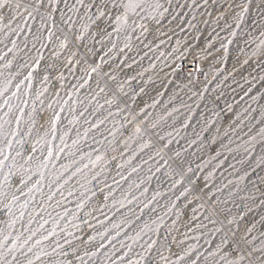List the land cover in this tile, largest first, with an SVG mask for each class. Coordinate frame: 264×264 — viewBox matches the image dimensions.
<instances>
[{
    "label": "snow or ice",
    "instance_id": "obj_1",
    "mask_svg": "<svg viewBox=\"0 0 264 264\" xmlns=\"http://www.w3.org/2000/svg\"><path fill=\"white\" fill-rule=\"evenodd\" d=\"M209 5L214 6L207 12L211 19H203V12L189 16L184 11L190 8L195 12L196 9H207ZM254 11L260 16L261 21H264V0H190V2L189 0L184 2L181 0H0V46L7 49L0 55V61L3 62L0 63V69L12 70L7 75L4 71H0V78L5 85H8L12 83L9 76L13 79L22 77L15 87L21 89V85L27 84L28 88L33 89L35 99L42 106L34 116L25 113V109L20 104L12 103L13 97L18 95L16 92H13L12 96H7L6 93L9 91L7 86L0 90V96H4L0 109H6L0 116V264H89L96 253L104 247L102 242L96 245V237L86 231L93 225L83 216L76 217L67 208L62 209L63 215L56 213L53 217L55 209L49 203L54 200L57 193L61 196V200L55 201V207H62V203L67 201L62 191L63 184L58 183V180L77 162L81 135L75 126L88 124L90 117H96L98 123H91L83 133L84 136H88L93 129H99L108 116L113 115L109 111L104 119L99 118L98 113L104 104L109 108L116 106L117 112H123L124 109L131 108L129 100H135L141 93H146V85L155 86L156 81L151 76L145 78L146 73L155 68L154 63H150L143 70L136 69L143 67L140 61L148 55V52L160 48L164 42L161 37L171 39V36H178L179 33L187 35L189 29L199 33V25H207L205 31L211 29L209 36H188L183 50L176 48L174 51L181 52L180 59L191 56L193 62L199 61L201 56L206 62L217 58L223 59L228 49L227 43L224 42L225 38L220 33L225 28H231L227 20L231 18L235 27L240 28ZM221 20L224 21L222 26ZM29 21L32 23H28ZM213 23L219 27V32L212 27ZM252 23L255 24L256 21L253 20ZM169 32L171 36H168ZM229 34L235 36L236 32L233 29ZM20 36L25 38L22 40L15 38ZM195 40L203 42L196 45L193 43ZM217 40L220 41L219 48L216 47ZM197 47L199 51H196ZM9 53L12 54V59H8ZM167 55L170 56L172 53ZM160 56H165V53L161 52ZM165 67L179 75L174 65L165 64ZM96 77L99 79H95ZM190 77L189 71L188 82L191 84L193 82ZM93 79H95L94 87L90 83ZM86 87L87 96L84 99H76L74 93H80ZM137 88H139L138 92ZM61 89L65 90L63 94ZM28 94L25 89H21V97ZM65 96L69 99H65ZM101 96L104 98V104L98 99ZM70 100L72 103L69 102ZM218 100L219 97L213 99L212 103L217 104ZM93 101L95 108L90 111L88 105ZM22 103L27 104L28 100L22 98ZM66 105L67 125H65L66 117L62 116ZM121 105L123 108L120 107ZM227 107L229 111H233L231 104ZM48 109L52 110L51 114L48 113ZM143 111L141 107L133 116V120ZM174 111L178 110L174 109ZM17 112L29 116L27 130L19 133L16 128L9 127L13 121L17 125L22 123L21 116ZM168 115L170 116L171 113ZM151 127L155 128L156 125L153 124ZM73 131L77 137L74 140L69 136ZM134 131L143 135L147 129L137 126ZM262 132L264 129L256 135L260 136ZM17 135L20 139H12ZM109 135L113 133L109 132ZM48 137L59 140L60 144L54 145ZM160 139L162 140L163 137ZM69 140H72L71 144L68 143ZM261 141L255 161L248 159L256 150L255 145L245 147L241 158L232 157L235 163L246 165L241 169L243 175L237 176L239 183L227 180L219 186L213 185L214 192L209 187L208 177L198 178L192 164L183 160L180 152L174 153V168L168 164V161L164 162L171 169V175L179 177L167 190L171 191L180 185L183 191H180L175 199L180 200L183 197L187 202L186 208L191 207L193 203L195 207L189 215L187 211L180 213L178 206L173 204L178 217L181 215L184 217L181 225L185 230L181 232L184 238L173 237L172 242L169 243L165 237L161 247H167L171 251L172 243L185 245V241L190 238L187 233L192 232L194 228L201 230V236L209 232L212 235L222 233L219 242L213 241L212 247L206 251H201L199 245H189L187 248L181 247L180 252H172L178 261L184 264H264V215L259 216V219L255 216L249 219V214L253 213L254 208L264 206V174H262L264 173V136H261ZM93 142L96 143L94 139ZM221 144L223 148L231 151L228 145H224L222 141ZM73 147H76L75 152L66 151ZM144 147H149V144L145 142ZM212 150L215 153L213 159L223 155V151H216L215 147ZM93 152L97 155L95 161L90 160L91 166L94 168L100 163L101 169L92 176V181L97 185L102 184L103 187H97L95 191L88 188L81 192L76 204L77 212L89 205L93 198L106 201L116 191L105 180L99 179L105 171L102 163L104 157L99 154L98 148H93L86 155L91 157ZM60 154L70 155L71 164L61 165L64 171L47 185L46 192L44 191L45 170L48 169L49 164L54 163L53 157L58 159ZM200 160L203 162V158ZM222 163L224 161L218 163L217 168ZM83 167L88 168L89 165L85 164ZM116 167L123 168V165L117 164ZM138 167H133L132 172H137ZM228 167L234 172L237 171L234 164H228ZM196 169L201 173L204 171L200 169L199 163L196 164ZM81 171L82 169L77 168L68 180ZM156 171H159V168ZM149 172L150 174L142 179L138 177L139 182L134 183L132 187L139 190L145 180L150 182L155 173L151 170ZM121 179L126 181L128 177L121 176ZM68 180H65L64 184H67ZM112 183L119 186L120 182L113 180ZM185 184L188 186L184 187ZM105 189H108L107 194ZM147 191L148 189L145 188L144 192ZM74 194L75 190L69 192L68 196ZM164 194L157 191L152 199L155 200ZM37 195L43 199H36ZM189 196L192 199H189ZM21 197L24 199L21 200ZM124 198L127 199V195ZM133 200H138L135 194L128 203L131 204ZM30 206L32 211L27 212ZM100 206L102 205L98 204V207ZM121 207H124L123 203ZM50 208L52 211H49ZM233 208L236 209L235 212ZM197 210H203L205 213L202 218H198ZM45 213L47 219L44 218ZM26 214L28 220L22 225L23 230L16 228L17 223L22 221ZM70 214L73 215L74 220H80V225L69 221L68 227L73 231H67L65 228H59L57 231L60 221ZM170 214L171 209L165 213V215ZM157 219L162 223L161 217ZM49 221L55 225L50 231L45 229ZM33 222L38 225L35 229L28 226ZM177 223L178 221H173L174 225ZM209 225H212L211 229ZM141 234H146L144 229H141L134 239L139 241ZM53 237L58 238L53 239ZM194 238L200 239L199 236ZM155 244H157L155 240L147 243V250L151 251ZM93 247L95 251H92ZM117 259L123 258L118 256ZM161 259L167 260L168 257L161 254Z\"/></svg>",
    "mask_w": 264,
    "mask_h": 264
},
{
    "label": "rangeland",
    "instance_id": "obj_2",
    "mask_svg": "<svg viewBox=\"0 0 264 264\" xmlns=\"http://www.w3.org/2000/svg\"><path fill=\"white\" fill-rule=\"evenodd\" d=\"M181 2H184V0H181ZM213 7L209 5L207 9H196L195 12L190 8H186L184 11L189 16L203 12V19H211L207 15V12L211 11ZM214 14L218 15V13ZM259 17L255 11L252 12L250 18H246L240 28H236L234 21L229 18L227 22L231 25V28H225L224 34L220 33L221 36H225L224 42L227 43L228 49L224 53V58H217L216 60L206 62L204 57L201 56L198 61L201 80L190 78L193 82L191 84L188 82V78L173 73L165 67V64L172 65L171 62H177L181 56V52L174 51V49L180 48L183 50L185 42L188 41V36L195 37L200 35L207 37L211 33V29L205 31L207 25L201 24L199 25V33L189 29L187 35L179 33L178 36H171L169 32L168 36H171V39L161 37L164 42L160 45V48L153 52H148V57L146 56L140 61L143 67L136 69L140 71L143 68H147L150 63H154L155 68L146 73L145 78L151 76L156 81L155 86L151 84L146 85V93H141L135 100H129L128 103L131 105V108H126L123 112H117L116 106L109 108L107 104H104L103 96L98 97L100 103L104 104V107L98 113L99 118L104 119L109 111L113 115L108 116L105 123L100 125L99 129H93L88 136H84L83 133L91 123H98L96 117H90L88 124L75 126L81 135L78 145L80 152L77 153L76 157L77 162L67 172H64V175L58 180V183L63 184L62 191L64 196L67 197V201L62 203V207H55V201L61 200V196L57 193L54 200L49 203L55 209L53 217H55L56 213L63 215L62 209L67 208L76 217L83 216L84 219H87L93 225L92 228H87L86 231L96 237V245L102 242L104 247L96 253L93 259L89 261V264H113V262L114 264H184V262L178 261L172 255V252H180L181 247L187 248L189 245H199L201 246V251H206L212 247L213 241L219 242L222 233L212 235L209 232L201 236V230L194 228L192 232L187 233V236L190 238L185 241V245L180 246L172 243L171 251L167 247H161L165 242V237H167L169 243L172 242L173 237L177 239L184 238L181 235V232L185 231L181 226L184 217L182 215L178 217L177 210L173 208V204L178 206L180 213L187 211L189 215L192 214V208L195 207V203H193L191 207L186 208L187 202L183 197L180 200L175 199V196L179 195L181 190L183 191V187L180 185L171 191L167 190L173 180L179 178L171 175V169L168 164H171L174 168V153L180 152L181 158L192 164L198 178L203 179L204 176L208 177L209 187L214 192L215 187L213 185L219 186L221 183H226L227 180H234L236 183H239L237 176L243 175L242 166L238 164L235 167L237 172L227 175L225 178L220 177L219 171L226 169V167L227 169L229 168L228 164H231V157L242 156L245 147L255 145L256 150L251 157H248L249 160L255 161L260 151L261 136H264V132L260 136L256 135L257 132L264 129V21H261ZM253 20L256 21L255 24L252 23ZM28 23L32 22L29 21ZM223 24L224 21L221 20L220 25L222 26ZM212 27H215L218 32L220 31L215 23L212 24ZM233 29L236 32L235 36L229 34ZM15 38L22 40L25 37L20 36ZM212 38L215 40L214 34H212ZM229 41L231 42L229 43ZM202 42V40L193 41L196 45H200ZM215 43L216 47L219 48L220 41L217 40ZM8 47H11L10 43ZM6 51V48L0 46V55ZM196 51H199V47H197ZM161 52H164L165 56L161 57ZM171 52L172 55H167ZM157 57H160V59H156ZM8 59H12L11 53L8 54ZM0 63L3 62L0 61ZM0 71H4L7 75L12 70L0 69ZM24 74L26 75V72ZM8 78L12 80V83L8 85H5L3 79L0 78V90L7 86L9 89L6 93L7 96H12V93L16 92L18 95L17 97H13V105L20 104L25 109V113L33 116L36 115L42 106L35 99L33 89L28 88L27 84L21 85V89H25L29 93L27 96L21 97V89H17L15 85L19 83L22 77L13 79L12 76H9ZM95 79H99V77ZM95 79L90 81L93 87L95 86ZM64 91V89H61L62 94ZM136 91L138 92L139 88ZM87 93L88 88L86 87L80 93H74V97L76 99H84ZM217 97H219L218 103L213 105L212 100ZM22 98L27 99L28 103L23 104ZM65 99L69 98L65 96ZM3 101L4 96H0V104ZM69 102L72 103V100ZM229 104H231L233 111L228 110L227 105ZM88 107L90 111L94 110L95 101L91 105H88ZM120 107L123 108V105ZM141 107H143L144 111L140 112L139 116L133 120V116L139 112ZM174 109L178 111H174ZM66 110L67 105L65 106V112L62 113V116L66 117L65 125H67ZM4 111L6 109H0V116L3 115ZM51 112L52 110L48 109V113L51 114ZM25 113L17 112L21 116L22 123L17 125L13 121L9 127L16 128L18 133L26 131L29 116L25 115ZM168 113H171V115L169 116ZM129 121H132V123H129ZM141 121H143V124H141ZM153 124L156 125L155 128L151 127ZM137 126H140L142 129L146 128L147 131L143 135L136 134L134 129ZM109 132H112L113 135H109ZM69 136H71L72 140L77 139L75 131L70 132ZM160 137H163V139L161 140ZM249 137H255V139H249ZM12 139H20V136L17 135ZM48 139L52 140L54 145L60 144V141L57 139H53L52 137H48ZM93 139L96 143L93 142ZM72 140H69L68 143L71 144ZM221 141L224 145H228L231 151L223 148ZM145 142L149 144V147H144ZM95 147L100 150L99 154L104 157L102 163L105 171L99 179L105 180L116 191L106 201H98L96 198H93L89 205L80 212H77L76 204L79 201L81 192H84L88 188L95 191L97 187H103L102 184L97 185L95 181H92V176L101 169L100 163L94 168L90 163V160L95 161L97 154L93 152L91 157L86 155ZM214 147L216 151H223V155L216 159H213L215 153L212 149ZM66 151L75 152L76 147ZM156 153H159V155H156ZM200 158H203V162H201ZM71 159L70 155L65 156L64 154H60L58 159L55 156L53 157L54 163L49 164L48 169L45 170L44 183L46 187L44 191L47 192V185L56 180L60 173L64 171L61 165L67 166L71 164ZM129 161L130 163H128ZM143 161H147V163H143ZM165 161H168V164H165ZM221 161H224V163L217 168V164ZM233 162L235 161L232 160ZM197 163L201 165L200 169L204 170L203 173L199 169H196ZM85 164L89 165V167L84 168ZM117 164L123 165V168H117ZM135 166L139 167L137 172L133 173L132 168ZM77 168L82 169V171L77 172L71 180H68V177ZM157 168H159V171H156ZM149 170L155 173L152 180L150 182L145 180V183L141 185L139 190L132 187L134 183L139 182L138 177L142 179L146 175H149ZM228 170H232V168ZM129 173H131L130 176ZM166 173L168 174L167 177ZM121 176L128 177V179L126 181L122 180ZM65 180H68L67 184H64ZM113 180L119 181V186L113 184ZM86 181L90 182L86 183ZM187 186V184L184 185V187ZM145 188L148 189L147 192H144ZM73 190H75V194L68 196V193ZM104 191L107 194L108 189ZM157 191L165 194L153 200L152 197L156 195ZM133 194L138 197V200H133L129 204L128 200L132 198ZM125 195H127V199L124 198ZM23 199L21 197V200ZM36 199H43V197L37 195ZM189 199H192V197L189 196ZM150 200L151 203H149ZM121 203L124 204V207H121ZM98 204L102 206L98 207ZM169 209H171V214L165 215ZM26 211L31 212V206ZM49 211H52V208ZM233 211L235 212L236 209L233 208ZM197 212L199 213H197L198 218H202L205 214L203 210H197ZM85 213H91V215H85ZM261 215H264V206L254 208L253 213L249 214V219H252L253 216L259 219ZM157 217L162 218V223ZM44 218H48L47 213L44 214ZM27 220L28 215L26 214L24 219L17 223L16 228L23 230L22 225L26 224ZM69 221L80 225V220H74L73 215L70 214L66 219L60 221L57 231L59 228L73 231V229L68 227ZM173 221H178V223L174 225ZM146 225L147 228H145ZM28 226L35 229L38 225L33 222V224ZM53 227L55 225L52 221H49L45 225V229L49 231ZM81 227L84 226L81 225ZM209 228L211 229L212 225H209ZM141 229H144L146 234H141L140 240L137 241L134 238L140 233ZM148 229L151 230L149 231ZM197 236L200 239L194 238ZM55 238L58 237H53V239ZM153 240L157 241V244L153 245L151 251H148L147 243ZM92 251H95V247L92 248ZM161 254L168 257V259H161ZM118 256L123 259H117ZM193 259H195V256H193Z\"/></svg>",
    "mask_w": 264,
    "mask_h": 264
},
{
    "label": "built area",
    "instance_id": "obj_3",
    "mask_svg": "<svg viewBox=\"0 0 264 264\" xmlns=\"http://www.w3.org/2000/svg\"><path fill=\"white\" fill-rule=\"evenodd\" d=\"M171 64L177 68L179 75H181L182 77L188 78V73L190 71L191 72L190 78L201 80L200 70H197L198 61L193 62L191 57H187V59L178 58L176 63L171 62ZM173 73L177 74V72H173Z\"/></svg>",
    "mask_w": 264,
    "mask_h": 264
},
{
    "label": "bare ground",
    "instance_id": "obj_4",
    "mask_svg": "<svg viewBox=\"0 0 264 264\" xmlns=\"http://www.w3.org/2000/svg\"><path fill=\"white\" fill-rule=\"evenodd\" d=\"M190 2V1H189ZM185 10V9H184ZM207 16V15H206ZM260 18V17H259ZM228 23V22H227ZM235 26V25H234ZM219 30V29H218ZM229 30V29H228ZM223 33V32H222ZM224 34V33H223ZM225 37V36H224ZM145 51H146V49H145ZM172 53V52H171ZM148 57V56H147ZM174 58H175V56H174ZM256 58V57H255ZM263 59V58H262ZM173 60V59H172ZM171 62V61H170ZM141 63V62H140ZM254 64V63H253ZM254 66H255V64H254ZM159 69V68H158ZM211 76V75H210ZM245 76V75H244ZM214 77V76H213ZM249 77V76H248ZM220 80V79H219ZM207 81V80H206ZM232 81V80H231ZM250 81V80H249ZM240 82V81H239ZM218 86V85H217ZM261 89V88H260ZM247 90V89H246ZM149 94V93H148ZM198 97V96H197ZM249 98V97H248ZM251 99V98H250ZM168 100V99H167ZM166 101V100H165ZM182 103V102H181ZM183 105V104H182ZM185 105V104H184ZM213 105H215V104H213ZM225 105V104H224ZM209 107V106H208ZM220 108V107H219ZM184 110V109H183ZM104 114V113H103ZM201 116V115H200ZM118 117V116H117ZM202 117V116H201ZM113 120V119H112ZM228 120V119H227ZM230 120V119H229ZM124 122V121H123ZM206 123V122H205ZM119 124V123H118ZM124 124V123H123ZM203 126V125H202ZM224 128V127H223ZM225 128H227V127H225ZM111 129V128H110ZM110 131V130H109ZM179 131V130H178ZM226 132V131H225ZM181 133V132H180ZM211 137H212V135H211ZM205 141V140H204ZM202 144V143H201ZM196 145V144H195ZM198 145V144H197ZM124 147V146H123ZM126 147H127V145H126ZM229 147V146H228ZM96 148V147H95ZM135 150V149H134ZM132 153V152H131ZM134 153V152H133ZM127 154V153H126ZM154 155V154H153ZM168 156V155H167ZM206 157V156H205ZM237 158H241V156H236ZM232 158V157H231ZM77 159V158H76ZM220 160V159H219ZM233 160V159H232ZM232 160H231V164H234V167H236V166H238V163H235V162H233L232 163ZM254 160V159H253ZM200 163V162H199ZM221 163V162H220ZM133 165V164H132ZM201 166V165H200ZM242 166V165H241ZM214 167V166H213ZM226 167V166H225ZM242 167H246V165L245 166H242ZM229 169V168H228ZM227 169V167H226V169H222L221 171H219L220 172V177H226L227 175H231L232 173H235V172H237V171H233V169L232 170H228ZM236 169V168H235ZM231 177V176H230ZM235 177V176H234ZM231 178H233V177H231ZM174 181V180H173ZM180 191V190H179ZM182 191V190H181ZM199 212V211H198ZM197 212V213H198ZM199 214V213H198ZM129 223V222H128ZM141 262V261H140Z\"/></svg>",
    "mask_w": 264,
    "mask_h": 264
}]
</instances>
